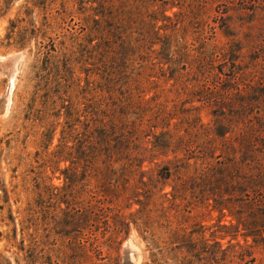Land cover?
<instances>
[{"label": "rangeland", "instance_id": "374dc122", "mask_svg": "<svg viewBox=\"0 0 264 264\" xmlns=\"http://www.w3.org/2000/svg\"><path fill=\"white\" fill-rule=\"evenodd\" d=\"M233 75L264 79V0H0V264H132L129 238L135 264H264L190 188L201 84Z\"/></svg>", "mask_w": 264, "mask_h": 264}, {"label": "trees", "instance_id": "16d2710c", "mask_svg": "<svg viewBox=\"0 0 264 264\" xmlns=\"http://www.w3.org/2000/svg\"><path fill=\"white\" fill-rule=\"evenodd\" d=\"M99 3L101 7L106 5L104 1ZM104 16L107 17V14H103ZM113 18L110 15V19ZM166 19L171 20L162 13L161 20ZM154 27L152 25V28ZM152 31L155 34V30ZM168 43L169 41L165 42ZM222 74L219 71L215 76ZM228 80L229 85L226 87H221V84L214 81L201 84L202 88H205L203 99L213 107V123L206 128L208 134L206 151H200L203 155L197 157L208 159L192 178L193 186L190 188L197 191L198 196L204 201H210L212 208L220 214V218L230 217L227 224H219L221 238L230 236L232 240L241 235L244 240L250 237L253 243L264 247V79L262 82L257 80L253 85L240 82L238 75H233ZM107 117L106 122L99 121L100 126L94 125L95 130H105L106 125L109 127V116ZM197 121L199 119L196 117ZM240 122L243 126L237 127ZM227 133L231 135L226 136ZM65 137L63 136V139ZM102 137L106 139L108 135L102 134ZM105 143H108L107 140ZM178 143L181 145L182 140ZM61 146L66 145L63 143ZM216 150L219 154L214 156ZM67 153L71 154V150ZM86 161L92 164L89 159ZM87 167L88 164H85V171ZM74 168L76 167H66L64 171L72 169L74 174ZM169 176L170 171L166 168L161 177L166 179ZM139 182L144 181L140 179ZM98 183L99 186L106 183L102 172L101 175L98 174ZM179 192L178 187L173 186L170 192H162L161 195L164 198L167 196L176 198ZM82 208L77 212L82 217H87L86 222L91 217L98 222L99 216L107 210L101 198L94 199V203L88 201ZM104 223L109 227L107 219ZM236 244L242 247L239 242Z\"/></svg>", "mask_w": 264, "mask_h": 264}, {"label": "water", "instance_id": "95a60500", "mask_svg": "<svg viewBox=\"0 0 264 264\" xmlns=\"http://www.w3.org/2000/svg\"><path fill=\"white\" fill-rule=\"evenodd\" d=\"M131 242L133 243V240H132V238H129V240H128L129 252L131 253L130 256H131L132 259H133V260H132V261H133L132 264H135V260H134V258H133L134 255L132 254V250H131V247H130V243H131ZM139 264H140V263H139Z\"/></svg>", "mask_w": 264, "mask_h": 264}, {"label": "bare ground", "instance_id": "6f19581e", "mask_svg": "<svg viewBox=\"0 0 264 264\" xmlns=\"http://www.w3.org/2000/svg\"><path fill=\"white\" fill-rule=\"evenodd\" d=\"M137 264V263H136Z\"/></svg>", "mask_w": 264, "mask_h": 264}]
</instances>
